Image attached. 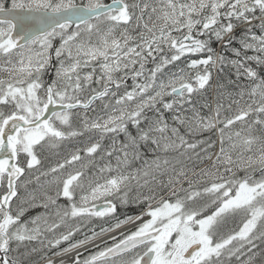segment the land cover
Masks as SVG:
<instances>
[{
	"label": "snow or ice",
	"instance_id": "6c2138e0",
	"mask_svg": "<svg viewBox=\"0 0 264 264\" xmlns=\"http://www.w3.org/2000/svg\"><path fill=\"white\" fill-rule=\"evenodd\" d=\"M252 63L264 0H0V264H264ZM225 69L237 90L202 112L193 97ZM85 133L98 135L39 170Z\"/></svg>",
	"mask_w": 264,
	"mask_h": 264
},
{
	"label": "rangeland",
	"instance_id": "374dc122",
	"mask_svg": "<svg viewBox=\"0 0 264 264\" xmlns=\"http://www.w3.org/2000/svg\"><path fill=\"white\" fill-rule=\"evenodd\" d=\"M77 2L79 3L80 0H77ZM254 31L259 34L260 30L258 28L254 29ZM58 39L56 41L57 45H58ZM235 47H239V46H235ZM249 55H253L254 53L249 52ZM229 59H234L235 57L233 56V54L227 56ZM55 60V59H53ZM53 64L55 65V63L53 62ZM251 66L256 69L258 71V73L262 76H264V67H258L255 63H252ZM178 67H183V63L182 62H178ZM171 70H175V69H171ZM236 77L234 75V72H230L228 71V69H225V72L219 75H214L213 77V86L212 88H210L207 92L198 95V96H194L193 97V104L195 105L196 108L200 109L202 112H206V109L202 108V105L206 102H212L213 103V107L215 106V97L217 96L218 93L223 92L225 95L229 92L234 93L237 89H236V85L233 83H230V81H235ZM241 85H246L247 81L243 80V78L241 79V81L239 82ZM129 86L131 85V80L128 81ZM218 84H223L224 87L222 89L217 88ZM95 86V85H94ZM225 105H227L228 100L225 98L222 101ZM100 105V101L96 102V106ZM188 105H185V108H187ZM100 111V108L97 107V112ZM103 114V113H101ZM190 114V113H189ZM90 116H93L94 113H89ZM151 115V114H150ZM173 113L172 112H168L165 111L164 112V116L166 119H168L169 123H172L171 117H172ZM94 133H87L85 137H78V138H72L68 141H65L63 144H61L59 147L57 148H53V149H49L46 152V156L47 159H44L42 162V166L39 170L43 171V170H47L46 168L51 167L52 165H54L56 163V161L64 154H62L60 151L62 150H74L77 147H83L84 144L88 141L89 138H96L97 136L93 135ZM122 140V137L118 138V141ZM111 144V140L108 138L107 142L102 143V149H107V146H110ZM218 143H217V147L216 150L218 148ZM216 150L214 152H216ZM57 153L59 155H57ZM67 155V154H66ZM211 164V161H207L206 164H202L200 165V167H206L208 165ZM38 172L36 170H34V173ZM39 173V172H38ZM51 176H49L47 179L45 180H50ZM44 180V181H45ZM36 185L34 184L32 186V188H34ZM231 223V222H230ZM128 227H133V225H129Z\"/></svg>",
	"mask_w": 264,
	"mask_h": 264
},
{
	"label": "trees",
	"instance_id": "16d2710c",
	"mask_svg": "<svg viewBox=\"0 0 264 264\" xmlns=\"http://www.w3.org/2000/svg\"><path fill=\"white\" fill-rule=\"evenodd\" d=\"M238 32H239V30H238ZM213 46H214L215 48H217L218 51L221 50V49H220V46H219L218 44H214ZM234 46H239L238 42H237V43H234ZM223 54L229 56V55L232 54V52H231L230 50H225V51L223 52ZM54 63H55V62H54ZM148 67H151V65H149ZM51 75H52V72L50 71L49 74H48L47 76H45V79H49V78L51 77ZM150 114H151V113H149V115H150ZM86 134H87V133H85V135L82 136V137H85ZM93 135H94V136H97L98 134L94 133ZM121 137H122V136H121ZM76 138H78V137H76ZM204 138H210V139L216 141V145H217V143L219 144L218 137H217V135L214 134V133H206V134H204L203 136L197 137V139H204ZM122 139H123V137H122ZM107 140H108V138H105V140L102 141V143L107 142ZM216 147H217V146H215V148L212 150L213 152L216 150ZM108 148H109V146H107V149H108ZM218 149H219V145H218ZM101 150H103V149H101ZM197 151H199V149H197ZM217 151H218V150H217ZM201 154L203 155V153H201ZM113 163H114V160H113ZM206 163H207V161H206L204 164H206ZM204 167H205V166H204ZM240 175H243V173H240ZM111 242H112L111 240H108V243H109V244H111ZM100 244H101V246H103L102 243H100Z\"/></svg>",
	"mask_w": 264,
	"mask_h": 264
},
{
	"label": "flooded vegetation",
	"instance_id": "af4514ba",
	"mask_svg": "<svg viewBox=\"0 0 264 264\" xmlns=\"http://www.w3.org/2000/svg\"><path fill=\"white\" fill-rule=\"evenodd\" d=\"M53 62H55V60H53ZM70 151H72V150H62V151H60L62 154H64V155H62L59 159H62L66 154H68ZM103 155V150H100V151H98V153L97 154H95V157H94V159H95V163L97 164V165H103V163H105L106 162V160H102V159H100V157ZM85 162H87V161H85ZM47 169V168H46ZM85 171H89V169H86ZM35 174H39L38 172H35ZM27 175V174H26ZM48 177H41L40 179H41V182H44V180L45 179H47ZM51 178V177H50ZM35 183H33L32 185H30L29 186V188L31 189L32 188V186L34 185ZM65 201L63 200V199H61L60 201H59V203H64ZM119 211V210H118ZM35 214V211L34 210H30L27 214H26V217L25 218H27L28 216H31V215H34ZM233 225L229 222V224L226 226V227H232ZM95 249H93V251H94ZM34 261H38L39 260V257L38 256H34L33 258H32Z\"/></svg>",
	"mask_w": 264,
	"mask_h": 264
},
{
	"label": "built area",
	"instance_id": "2783aa9c",
	"mask_svg": "<svg viewBox=\"0 0 264 264\" xmlns=\"http://www.w3.org/2000/svg\"><path fill=\"white\" fill-rule=\"evenodd\" d=\"M122 230H123V229H121L120 231H122ZM116 233H118V232H114V233H112V235H113V234H116ZM106 237H107V236H104V237L98 239L96 242L101 241V240H103V239L106 238Z\"/></svg>",
	"mask_w": 264,
	"mask_h": 264
},
{
	"label": "water",
	"instance_id": "95a60500",
	"mask_svg": "<svg viewBox=\"0 0 264 264\" xmlns=\"http://www.w3.org/2000/svg\"><path fill=\"white\" fill-rule=\"evenodd\" d=\"M56 110H57V111H59V109H58V108H57Z\"/></svg>",
	"mask_w": 264,
	"mask_h": 264
}]
</instances>
